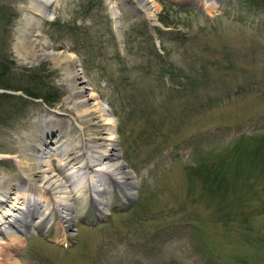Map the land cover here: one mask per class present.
<instances>
[{"label":"rangeland","instance_id":"374dc122","mask_svg":"<svg viewBox=\"0 0 264 264\" xmlns=\"http://www.w3.org/2000/svg\"><path fill=\"white\" fill-rule=\"evenodd\" d=\"M39 1L0 0L9 82L29 74V85L56 97L50 106L2 102L0 116L24 114L0 120V192L39 136L53 140L47 126L86 168L69 184L63 145L47 144L44 174L57 188L19 199L29 225L0 232V264H264V1L50 0L34 38L75 57V89L67 63L23 50ZM83 98L104 107L122 166L114 178L91 170Z\"/></svg>","mask_w":264,"mask_h":264},{"label":"bare ground","instance_id":"6f19581e","mask_svg":"<svg viewBox=\"0 0 264 264\" xmlns=\"http://www.w3.org/2000/svg\"><path fill=\"white\" fill-rule=\"evenodd\" d=\"M49 1L50 0H40L38 2V5L36 4V6L34 7V12H33L34 16L26 20V29L23 30V35L25 36V38L23 39L24 44L22 47L24 52L29 55L35 57L48 55L54 58L57 62L67 63L71 67V70L66 74V76L67 79L71 81L70 85H72L73 88L75 89L76 81L78 79V74L75 69V63H76L75 57L70 53L46 52L43 48H41V44L36 42L35 41L36 39L34 38V36L37 34L38 20L48 18L49 14L46 9V4H48ZM137 2H140L139 3L140 7H144L141 1L137 0ZM112 15L114 18H118L117 11L113 10ZM77 91L79 96L85 97V95L83 94V88L78 87ZM86 102L87 99L83 98L82 100H79L78 105H82V107H84L81 110V117L83 124H86L85 126L86 129H84L86 135L85 136L86 143L89 148V151L91 150V157L90 156L88 157L91 160V163L93 164V165L90 164L92 166L91 170L94 172L96 171L98 174H107L111 176L114 175V177H116L117 171L121 169L122 166L121 164H119L118 160H115L116 154L114 152L113 143H112L113 135L111 132L108 131L109 128H107L109 121L107 118L104 117V114H106L104 107L96 108L91 104L88 105ZM47 128L48 129L44 131L46 132V135H52L51 137H53V140L47 142L45 138H49V136H46L43 139H40L39 136L36 139V142L31 145L32 148L27 149L26 152L23 154V157L21 159H17L16 161L18 169L20 170L19 171L20 176L18 177L16 174L12 176L11 179L6 181L4 186V192L3 193L0 192V204L4 201H6V204L8 202V204L6 206L3 205L0 210V232L5 233L6 237L8 238L9 235H7V233L12 227L17 226L18 229L22 231L24 230V228L27 227V225H29L28 218L22 210L24 209V206L19 204V199L25 196L26 197L28 196L31 199L33 198L37 200L38 198L42 199V197H44L42 194L43 192V190L41 189L42 187L43 189L51 187L52 190L57 188V185L54 183V181L50 179L51 176H46V174H44L45 168L43 166L45 160L42 158L43 157L42 155L43 153L46 154L45 148L48 147L47 145L48 143L57 144L60 147L63 145L62 151L57 152V156L61 164H64L66 166L65 170H61V173L63 174V178L65 177V180L69 181V184L72 183L73 180L72 178L74 176L79 177L81 176L82 173L85 172V170L83 169L86 168V166L83 163L84 160L82 161V159L79 157L81 155L80 151L75 149V147L68 146V142H66L64 136L63 139H61L62 138L61 136H59V138L56 137L57 135H54L55 133L54 128H49V126H47ZM34 145H36L35 148H33ZM108 160L111 161L113 160V161L108 164L107 163ZM90 165L88 167H90ZM94 172L92 174L93 177L96 176ZM89 176L91 177V175ZM20 178L23 179L22 181L23 184L22 183L18 184L19 186L16 187L17 183L20 182L19 181ZM119 178H123L121 183H124L125 178L123 176ZM118 182L120 183V181ZM28 183H32L34 185H31L32 187H29V185L26 186V184ZM129 183L130 182H128L127 185H129ZM98 186H99L98 184H92L90 186V189L93 192L94 199L95 197L97 199V197L99 196V190H101L98 188ZM73 187H74L73 190H75V186ZM63 197L64 196H60V198L57 199L58 205L60 206V210H59L60 216L63 219V222L69 225L72 220L71 209L67 201L64 200ZM97 209L100 212V208L97 207ZM29 210L33 212V209H29ZM2 242L4 243V240L0 237V243Z\"/></svg>","mask_w":264,"mask_h":264},{"label":"trees","instance_id":"16d2710c","mask_svg":"<svg viewBox=\"0 0 264 264\" xmlns=\"http://www.w3.org/2000/svg\"><path fill=\"white\" fill-rule=\"evenodd\" d=\"M246 1L252 4H259L263 2L264 0H246ZM2 16H3V13H2ZM2 16H0V19L3 18ZM11 16H13L12 13L8 15V17H6L7 23L9 22V19L11 18ZM2 49H3L2 44H0V108L1 106H3L2 102L7 101L10 98L13 99V98H22V97L29 98V99L38 98V99H41L43 103L50 106L55 101L56 97H49L45 92H41L36 87L29 85L28 83L31 82L30 81L31 76L29 74L21 73L19 82L16 85L11 84L9 82V76L12 70L10 71V68L7 67L6 65L8 58L6 57ZM22 78H25V79H22ZM20 80H23L24 82L21 83ZM6 91H19L20 94L18 95L6 94ZM17 112H18V116H22L24 114V113L22 114V110L15 109L14 111H9V112L7 111L5 116H0V120H4L3 123H5L7 120L12 119L13 118L12 115H14V113L16 114Z\"/></svg>","mask_w":264,"mask_h":264},{"label":"water","instance_id":"95a60500","mask_svg":"<svg viewBox=\"0 0 264 264\" xmlns=\"http://www.w3.org/2000/svg\"><path fill=\"white\" fill-rule=\"evenodd\" d=\"M77 64V63H76ZM77 69H78V67H77Z\"/></svg>","mask_w":264,"mask_h":264}]
</instances>
